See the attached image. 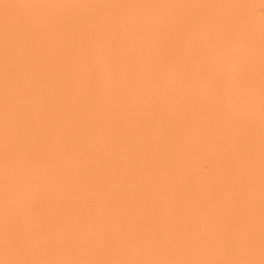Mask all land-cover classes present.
Here are the masks:
<instances>
[{
  "label": "bare ground",
  "instance_id": "1",
  "mask_svg": "<svg viewBox=\"0 0 264 264\" xmlns=\"http://www.w3.org/2000/svg\"><path fill=\"white\" fill-rule=\"evenodd\" d=\"M240 3L259 0H0V239L7 222L37 260L258 264L261 15L242 29Z\"/></svg>",
  "mask_w": 264,
  "mask_h": 264
},
{
  "label": "snow or ice",
  "instance_id": "2",
  "mask_svg": "<svg viewBox=\"0 0 264 264\" xmlns=\"http://www.w3.org/2000/svg\"><path fill=\"white\" fill-rule=\"evenodd\" d=\"M236 8L247 9L256 7L255 3H240L234 5ZM259 11L261 14V25H260V35H261V255L264 257V0H259ZM238 25L244 29L250 25V16L243 15L237 20ZM5 78L6 83L12 76V62L14 58L13 48L10 42H5ZM7 100V96H6ZM6 119H5V159H4V169H5V201L6 209L8 212L11 211V206L9 204L10 199L14 194L24 195L22 192L14 187L13 179L17 176L18 169L14 163V148L13 141L14 137L11 134V119L9 113L11 111V106L6 103ZM20 144L17 141L16 151H19ZM26 182L29 187H35L33 181L26 178ZM5 241H11L14 246L20 250L25 251L31 247L30 238L20 229H13L9 223L5 224ZM5 264H257L254 260H212V261H97V260H85V261H67V260H57V261H47V260H37V259H16V260H5ZM258 264H264V258H262Z\"/></svg>",
  "mask_w": 264,
  "mask_h": 264
},
{
  "label": "clouds",
  "instance_id": "3",
  "mask_svg": "<svg viewBox=\"0 0 264 264\" xmlns=\"http://www.w3.org/2000/svg\"><path fill=\"white\" fill-rule=\"evenodd\" d=\"M237 14H244L247 16H255L259 11V4L256 7L240 9L236 8ZM0 252L4 254L6 259L0 260V264H5V260H16V259H32L30 258V250L20 251L18 250L11 241L6 242L5 238L0 239Z\"/></svg>",
  "mask_w": 264,
  "mask_h": 264
},
{
  "label": "rangeland",
  "instance_id": "4",
  "mask_svg": "<svg viewBox=\"0 0 264 264\" xmlns=\"http://www.w3.org/2000/svg\"><path fill=\"white\" fill-rule=\"evenodd\" d=\"M258 14H260V12H258ZM261 15V14H260Z\"/></svg>",
  "mask_w": 264,
  "mask_h": 264
}]
</instances>
